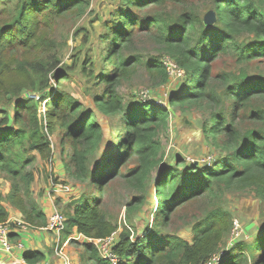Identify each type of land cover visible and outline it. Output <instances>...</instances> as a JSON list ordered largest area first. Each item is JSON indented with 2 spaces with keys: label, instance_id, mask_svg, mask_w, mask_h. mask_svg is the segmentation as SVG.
<instances>
[{
  "label": "trees",
  "instance_id": "trees-1",
  "mask_svg": "<svg viewBox=\"0 0 264 264\" xmlns=\"http://www.w3.org/2000/svg\"><path fill=\"white\" fill-rule=\"evenodd\" d=\"M169 1L122 0L123 4L116 9L110 23L105 24L106 30L99 37L109 46L104 57H101L104 51L100 53L106 64L96 72L93 60L81 67L85 78L103 88L92 95L96 109L105 115L118 116L124 126V133L114 137L117 140L114 149H111L112 143L108 144L103 158L95 162L93 168L91 164L100 148L102 128L91 110H83L82 103L59 92L43 115L38 114L33 98L19 100L13 116L0 109L3 114L0 117V171L10 181V190L6 194L0 192V221L8 218L3 204L8 202L19 209L28 225L46 226L47 216L30 189L34 175L27 167L33 161L31 151L43 158L51 156L53 145L49 133L57 127L72 151L71 163L66 166L70 177L93 186V191L72 201V208L63 214L65 222L60 241L74 228L86 238H101L115 231L100 204L108 178L120 175L129 186L145 189L152 170L160 167L159 135L168 127V110L153 101L126 103L115 91L118 80L127 72L128 63L137 59L123 55V51L133 28L139 26H143L162 46V52L185 72L183 87L169 97V105L208 112L210 126H204V135L212 147L220 150L219 158L211 166L199 168L182 165L183 161H179L158 173L154 181L155 220L166 224L171 212L185 202L204 194L213 201L227 189L247 190L264 201V75L245 70L248 63L264 59V0H211L215 20L209 25L194 13L190 16L184 12L176 18L167 10L142 14L146 7H165ZM88 5L89 0H16L12 9L2 6L0 92L15 97L23 88L43 93L49 70L45 64L38 58L12 59L10 54L18 48L35 51L54 44L49 33L57 19L74 11L80 15ZM7 10L11 13L3 17ZM221 55L230 56L240 65V71H223L215 77L212 65ZM148 65L154 66L166 80L165 67L159 59L155 57ZM213 81L219 82L225 91L219 93ZM46 94L39 96L40 101L50 99L51 94ZM218 106L222 109H217ZM130 158L136 160L135 168L129 173L117 172L118 165ZM139 198L140 201L142 198ZM137 200L135 198L134 202ZM132 207L135 209L136 205L129 206L128 212H132ZM231 220L229 214L214 203L207 216L192 226V243L177 235H163L158 229H148L135 240L130 238L129 232H122L120 241L118 234L113 246L119 257L117 264H206L213 256L225 254H231L230 259H219L215 264H264V232L250 244L238 242L235 254L220 252L218 243L224 230H228L227 225L232 226ZM82 245L89 261L112 264L100 257L92 243ZM45 257L42 251H26L23 255L28 264Z\"/></svg>",
  "mask_w": 264,
  "mask_h": 264
},
{
  "label": "rangeland",
  "instance_id": "rangeland-1",
  "mask_svg": "<svg viewBox=\"0 0 264 264\" xmlns=\"http://www.w3.org/2000/svg\"><path fill=\"white\" fill-rule=\"evenodd\" d=\"M15 2L16 0H0V10L2 6L12 9ZM211 2V0H170L166 2L165 7H146L142 10V14L167 10V13L176 18L184 12L190 16H193L190 13H194L196 17L202 19L205 25H209L215 20ZM121 4H123L122 0H89L88 7L80 15L76 11L69 12L58 18L53 24L49 36L54 44L50 43L49 46L45 45L35 51L14 49V52L10 54L12 59L25 57L34 60L38 58V61L45 64V67L49 69L46 71L47 88L43 93L23 88V91L16 97L3 91L0 92V109H5L11 116L18 109L15 104L19 100L27 98L34 99L38 114L43 115L50 109V103L55 102V97L58 95L56 93L59 92H64L72 99L82 103L83 110H91L95 114L96 122L102 128L100 148L95 152L91 168L94 167L95 162L101 161L108 144L112 143L111 149H114L117 143L114 137L121 132L124 133V126H122L118 116L105 115L96 109L92 95L103 88L98 84H92L90 79L85 78L81 67L89 60H93L95 65L93 71L96 72L106 64V61L101 60L100 53L104 51L101 55L104 57L109 46H107L106 40L101 41L99 37L106 30L105 24L110 23L116 14V9ZM10 13L11 11L7 10L6 13H3V17ZM143 28V26L134 27L129 43L124 47L125 49L123 48V55L127 57L136 56L137 59L128 63L127 72L118 80L115 91L126 103L153 101L156 105L168 110V127L159 135L162 154L160 167L157 166L152 170L150 180L145 189L142 190L129 186L120 175L113 179L108 178L105 191L100 196L102 210L106 218L114 225V230L119 234V241L122 232H129L130 238L135 240L136 237L144 235L148 229H158L163 235H177L192 243L194 240L192 226L204 219L211 205L216 203L229 214L232 219L231 222L236 220L240 225L241 233L238 237H235V234L231 232V224L227 225L228 230H224L218 243L220 252L232 251L235 254L238 242L250 244L260 232H264V201L257 198L253 192L227 189L220 192L218 198L213 201H209L204 194L185 202L172 211L166 224H159L155 220L157 200L154 192V181L158 173L172 168L179 161H183L182 165H195L199 168L211 166L219 158L220 150L212 147L209 139L204 135V126L205 128L210 126L208 112L197 109H180L175 104L169 105V97L183 87L186 78L185 72L179 67L175 73H169L165 69L167 77L166 80H163L161 74L154 70V66L149 67L148 62L154 60L155 57L162 63L168 56L162 52V46ZM239 66L230 56L221 55L213 62L212 74L217 77L223 71L238 73L240 71ZM245 70L251 74L264 75V59L248 63ZM9 76L10 74L7 75V77ZM213 85L216 86L219 93L225 91L219 82L213 81ZM41 94H51V97L49 100L44 98L40 101L39 96ZM221 107L218 106L217 109ZM211 110L214 111L215 108L212 107ZM2 116L3 114L0 113V117ZM60 132L61 129L57 127L53 133H49L51 146L53 145L49 158L41 157V154L36 151L29 152L33 161L27 169L34 175L30 184L33 195L39 198L44 193L48 194L52 197L54 206L65 214L72 208L71 199H79L83 193L87 194L93 191V186L70 177L66 166L71 163L69 159L72 156V151L66 144L64 135H59ZM112 151L114 152V150ZM61 164H63L62 167ZM136 165V160L130 158L126 163L118 165L117 172L129 173ZM54 183L61 186L66 184L74 193L70 192V195H67V193L53 192L51 190ZM9 187L10 181L7 175L0 171V192L6 194ZM139 197L142 198L140 201ZM135 198L138 199L136 202H134ZM3 204L4 206L5 204L10 205L8 202ZM133 205H136V208L132 207V212H128L129 206ZM14 209H16L15 212L19 210ZM84 242L85 239L83 241L82 238L71 239L65 249L60 247L63 244H55V250L53 248L52 252L49 253L53 257L49 260L53 264L56 263L58 258L56 255L57 246V248H62L63 251L68 252L75 264H94L88 260V254L82 245ZM230 256L231 254L222 255L220 260L228 261ZM13 259L15 260V258ZM21 261L23 260L21 259Z\"/></svg>",
  "mask_w": 264,
  "mask_h": 264
},
{
  "label": "built area",
  "instance_id": "built-area-1",
  "mask_svg": "<svg viewBox=\"0 0 264 264\" xmlns=\"http://www.w3.org/2000/svg\"><path fill=\"white\" fill-rule=\"evenodd\" d=\"M163 66L166 71L169 73H175L177 71V65L175 62L166 57L162 61ZM146 101V100H145ZM53 192L68 193L70 191L69 186L63 184L54 183L52 187ZM65 217L61 211L53 207L52 212L50 213L46 229L61 232L64 228ZM30 225L25 222L24 218L21 216L7 218L4 221H0V251L13 253L17 249H22L24 244L21 241L13 242L11 241V235L16 233L18 230H26ZM231 232L235 234V237H238L241 233L240 225L238 221L233 220ZM118 233L113 231L111 234L101 238H87L88 242L92 243L97 249L100 257L104 260L109 261L112 264H117L119 257L114 252L113 246ZM222 253V252H221ZM56 263L55 264H75L74 261L70 258L69 254L66 251H63L62 248L56 249ZM220 255L213 256L206 264H215L219 261ZM36 264H53L50 260H42Z\"/></svg>",
  "mask_w": 264,
  "mask_h": 264
},
{
  "label": "crops",
  "instance_id": "crops-1",
  "mask_svg": "<svg viewBox=\"0 0 264 264\" xmlns=\"http://www.w3.org/2000/svg\"><path fill=\"white\" fill-rule=\"evenodd\" d=\"M62 165L63 164H61V167H62ZM69 189H70V191L67 193V195H70V192H72L70 187H69ZM9 190H10V187H9ZM72 193H74V192H72ZM37 200H38L40 206L42 207L44 213L46 214L47 220H48V217H49L50 213L52 212L53 207H56V206H54V204L52 202V197H50L48 194L44 193L41 197L37 198ZM71 200L75 201L77 199L72 198ZM5 207H6L7 211L9 212L8 218L17 217V216L22 215L19 210H17L18 212H15L16 209H14L10 205L5 204ZM56 209L61 211L57 207H56ZM80 238H82L83 241L85 239V242H88L86 237H84L82 234H80L76 231V228L73 229V232L67 238L60 241V232L58 233L56 231L46 229L45 227L33 228L32 226H30L26 230H18L16 233L11 235V241H13V242L21 241V242H23L24 246L20 250L19 249L15 250L12 254H8V253H4V252L0 251V260H1L0 264H19V263L20 264H28L23 259V255L26 251H42L46 256L44 260H49L50 258L53 257V255H50L49 253L52 252L55 244H57V243L63 244V246H60V247L65 249V246L68 245L69 240H71V239L77 240ZM56 249H57V246H56ZM54 250H55V248H54ZM13 258H15V260ZM21 259L23 261H21ZM22 262H24V263H22Z\"/></svg>",
  "mask_w": 264,
  "mask_h": 264
}]
</instances>
